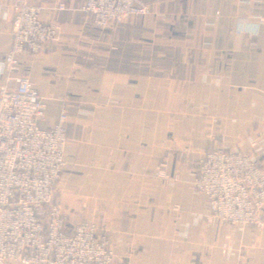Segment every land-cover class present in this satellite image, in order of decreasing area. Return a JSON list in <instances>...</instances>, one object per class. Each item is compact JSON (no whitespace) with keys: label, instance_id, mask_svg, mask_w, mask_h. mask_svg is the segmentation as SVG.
Here are the masks:
<instances>
[{"label":"crops","instance_id":"obj_1","mask_svg":"<svg viewBox=\"0 0 264 264\" xmlns=\"http://www.w3.org/2000/svg\"><path fill=\"white\" fill-rule=\"evenodd\" d=\"M14 2L0 0V74ZM143 3L147 15L101 31L83 0H28L58 26L17 74L39 91L40 128L67 116L54 198L69 227L98 226L114 264H264V229L208 221L193 187L211 151L264 168V0Z\"/></svg>","mask_w":264,"mask_h":264},{"label":"built area","instance_id":"obj_2","mask_svg":"<svg viewBox=\"0 0 264 264\" xmlns=\"http://www.w3.org/2000/svg\"><path fill=\"white\" fill-rule=\"evenodd\" d=\"M54 3L56 11L66 9V0ZM82 11L101 31L148 14L143 0H83ZM39 13L28 0H15L12 46L0 74V264H114L98 226L69 227L54 198L65 165L67 116L40 128L45 108L39 91L17 75L20 57L43 52L57 37L58 26L44 24ZM156 171L169 179L165 165ZM193 187L205 198L208 221L264 229V168L251 153L219 149L202 155Z\"/></svg>","mask_w":264,"mask_h":264},{"label":"rangeland","instance_id":"obj_3","mask_svg":"<svg viewBox=\"0 0 264 264\" xmlns=\"http://www.w3.org/2000/svg\"><path fill=\"white\" fill-rule=\"evenodd\" d=\"M135 18V17H134Z\"/></svg>","mask_w":264,"mask_h":264}]
</instances>
